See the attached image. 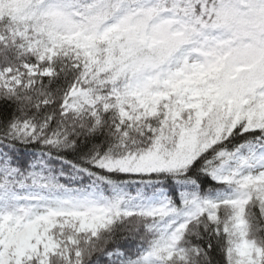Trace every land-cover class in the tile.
Returning <instances> with one entry per match:
<instances>
[{"label": "snow or ice", "instance_id": "snow-or-ice-1", "mask_svg": "<svg viewBox=\"0 0 264 264\" xmlns=\"http://www.w3.org/2000/svg\"><path fill=\"white\" fill-rule=\"evenodd\" d=\"M0 264H264V0H0Z\"/></svg>", "mask_w": 264, "mask_h": 264}]
</instances>
